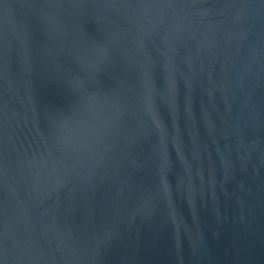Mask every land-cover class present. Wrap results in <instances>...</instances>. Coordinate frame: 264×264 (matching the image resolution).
<instances>
[{"label": "water", "instance_id": "1", "mask_svg": "<svg viewBox=\"0 0 264 264\" xmlns=\"http://www.w3.org/2000/svg\"><path fill=\"white\" fill-rule=\"evenodd\" d=\"M0 264H264V0H0Z\"/></svg>", "mask_w": 264, "mask_h": 264}]
</instances>
